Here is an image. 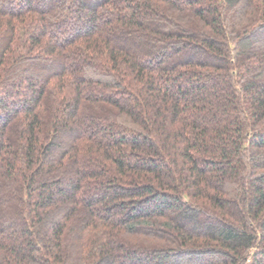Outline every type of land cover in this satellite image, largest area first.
I'll list each match as a JSON object with an SVG mask.
<instances>
[{
	"label": "trees",
	"instance_id": "1",
	"mask_svg": "<svg viewBox=\"0 0 264 264\" xmlns=\"http://www.w3.org/2000/svg\"><path fill=\"white\" fill-rule=\"evenodd\" d=\"M0 264H264V0H0Z\"/></svg>",
	"mask_w": 264,
	"mask_h": 264
}]
</instances>
